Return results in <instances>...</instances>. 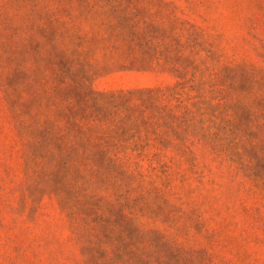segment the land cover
I'll use <instances>...</instances> for the list:
<instances>
[{
    "label": "rangeland",
    "instance_id": "obj_1",
    "mask_svg": "<svg viewBox=\"0 0 264 264\" xmlns=\"http://www.w3.org/2000/svg\"><path fill=\"white\" fill-rule=\"evenodd\" d=\"M0 264H264V0H0Z\"/></svg>",
    "mask_w": 264,
    "mask_h": 264
}]
</instances>
